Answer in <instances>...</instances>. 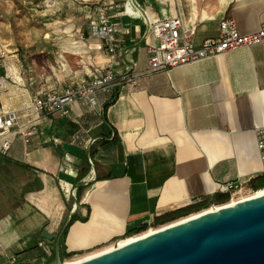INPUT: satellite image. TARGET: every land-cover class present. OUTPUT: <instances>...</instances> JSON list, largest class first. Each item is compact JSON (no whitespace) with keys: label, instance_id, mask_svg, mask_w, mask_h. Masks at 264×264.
I'll return each mask as SVG.
<instances>
[{"label":"crops","instance_id":"obj_1","mask_svg":"<svg viewBox=\"0 0 264 264\" xmlns=\"http://www.w3.org/2000/svg\"><path fill=\"white\" fill-rule=\"evenodd\" d=\"M53 1L65 24L54 33L73 40L60 54L68 84L104 67L109 58L88 26L85 1L100 0H80L82 6ZM108 1L110 14L121 13L111 19L122 46L115 70L122 73L134 63L135 84L98 91L95 105L74 102L68 117L45 120L27 146L11 137L0 161L22 175L25 189L0 218V264L55 263L56 243L72 215L76 219L67 229L65 251L84 256L193 201L217 193L230 199L242 190L252 193L250 179L264 173L256 137L264 127V42L148 72V23L122 14L125 0ZM137 1L146 18L180 17L196 45L216 37L223 19H233L241 33L264 21V0ZM44 14L57 17L52 9ZM63 53L79 54L77 66L72 69ZM8 71L24 86L10 84V75L0 76V112L24 108L35 94L63 86L25 85L35 76L24 78L13 63ZM72 189L76 198L70 196Z\"/></svg>","mask_w":264,"mask_h":264},{"label":"built area","instance_id":"obj_2","mask_svg":"<svg viewBox=\"0 0 264 264\" xmlns=\"http://www.w3.org/2000/svg\"><path fill=\"white\" fill-rule=\"evenodd\" d=\"M128 1L125 0L123 3L122 14L133 18L141 17L148 23L145 38L148 72L186 65L264 42V21L254 31L241 33L235 21L226 18L219 22L216 37L206 38L196 45L192 39L193 32L183 31V22L180 17L152 20L145 17L146 11L137 0H133V10L130 12L126 7ZM55 6L56 3L53 0L44 2V9H52L53 14L58 12ZM111 8L112 3L108 0L86 5L90 15L88 24L90 34L99 39V48L105 49L108 54L106 65L102 68L95 67L86 75L62 87L35 94L24 108L1 111V153L6 154L10 150L12 136L19 137L25 146L29 145L33 137L40 132L45 120L68 117L74 102L81 101L88 105H95L98 91H109L115 86L130 87L135 84L139 73L134 68V63L127 66L122 73L117 74L115 70L122 46L114 36L117 24L111 19L119 18L121 13L115 11L110 14ZM256 137L260 163L264 172V127L257 130ZM88 163L93 165L91 159ZM70 196L76 198V189L70 191ZM39 246L42 247L43 243L40 242ZM10 262H13V258Z\"/></svg>","mask_w":264,"mask_h":264},{"label":"water","instance_id":"obj_3","mask_svg":"<svg viewBox=\"0 0 264 264\" xmlns=\"http://www.w3.org/2000/svg\"><path fill=\"white\" fill-rule=\"evenodd\" d=\"M221 206L77 264H264V193Z\"/></svg>","mask_w":264,"mask_h":264},{"label":"rangeland","instance_id":"obj_4","mask_svg":"<svg viewBox=\"0 0 264 264\" xmlns=\"http://www.w3.org/2000/svg\"><path fill=\"white\" fill-rule=\"evenodd\" d=\"M70 1L76 2V5H84V2H80V0ZM44 2L45 0H0V76L6 78V74L10 75L11 79L9 78V80L11 81L9 82L12 85H19L18 82L12 81V79H16L17 77L15 78L8 71V67L12 63L19 68V72L24 78L32 75L35 76L34 82L28 80L25 85L36 83L35 85L39 87H45L48 84L64 86L69 81L66 80V69L63 68L62 63H64V67L66 64L60 54L61 47L65 49L69 48L67 46L73 40H71L70 35L62 36L54 33L56 28L65 26L60 21L63 14L61 11H58L57 17H48V14H44ZM85 2L89 5L96 3ZM70 5L74 6L75 3H70ZM86 21L87 18H85ZM64 56L72 69L77 66V59L74 57H79V54L65 53ZM69 56L73 57L69 59ZM18 58H21V62L16 60ZM34 91H30L31 96ZM9 96L12 97L13 94H9ZM24 182V178L20 173L0 161V218L10 213L14 204L20 198L22 191L25 189ZM248 194H250V191L242 190L235 193L233 197L238 198ZM161 226L163 225L155 226L154 228ZM74 257L77 256H71L62 260L64 262L66 259Z\"/></svg>","mask_w":264,"mask_h":264},{"label":"trees","instance_id":"obj_5","mask_svg":"<svg viewBox=\"0 0 264 264\" xmlns=\"http://www.w3.org/2000/svg\"><path fill=\"white\" fill-rule=\"evenodd\" d=\"M35 2H37V1H35ZM109 104H110V102H107L104 104V109H103L104 113L106 111V108L109 106ZM97 178H100V177H97ZM249 187L253 191H257L259 189L264 188V173L250 179ZM229 199H230V196L228 193H217L214 195V198H212V199H209V200L206 199V200H203L200 202L193 201L192 203H190L188 205L173 209V210L168 211V212H166L160 216L155 217V219L151 225L142 224L136 228H132V229L127 230V232L125 233V236L127 237V236H131V235L141 233L142 231L147 230L151 226L155 227V226L167 224L171 221H176L177 219L188 216L191 213H195V212H199L201 210H204V209L210 207V205H212L213 203L221 205V204L229 201ZM75 219L76 218L74 217V215H72L70 220H68V222L63 226V228L61 230V237L59 239V252H60V256L62 259L69 258V257L74 256L76 254L74 252H66L65 247H64V240H65L67 229L69 228V226L73 223V221ZM14 264H26V263H14ZM46 264H51V263L49 262Z\"/></svg>","mask_w":264,"mask_h":264},{"label":"bare ground","instance_id":"obj_6","mask_svg":"<svg viewBox=\"0 0 264 264\" xmlns=\"http://www.w3.org/2000/svg\"><path fill=\"white\" fill-rule=\"evenodd\" d=\"M132 5H134V2L133 0H129L126 4V7L127 9L131 12L133 10V7ZM72 45H75V42L72 43ZM264 193V188L262 189H259L257 191H254L248 195H245V196H240L238 198H233L231 199L228 203H225L224 205H233L239 201H243L245 199H249L251 197H254L256 195H260V194H263ZM220 207H222L221 205H211L210 207L204 209V210H201L199 212H195V213H192L188 216H185V217H182L176 221H173L171 223H168V224H165L159 228H154V227H150L149 229H147L146 231L142 232V233H139V234H135V235H131V236H127V237H124V238H121V239H118L117 241H115L114 243L110 244L109 246L99 250V251H96V252H93V253H89L87 255H84V256H77V257H74L72 259H66L64 261V264H77L78 262L84 260V259H87L93 255H96L100 252H103L105 250H108V249H112V248H115V247H119V246H123V245H126L128 243H130L131 241H133L134 239H137V238H140V237H143V236H146V235H149L150 233H153L155 231H157L158 229L162 228V227H166L170 224H173V223H180L182 221H186L187 219H192L196 216H199L200 214L204 213V212H208V211H212V210H215V209H219Z\"/></svg>","mask_w":264,"mask_h":264}]
</instances>
